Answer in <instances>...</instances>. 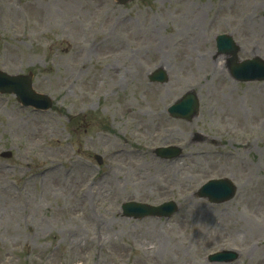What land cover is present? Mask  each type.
Here are the masks:
<instances>
[{
    "label": "rangeland",
    "instance_id": "1",
    "mask_svg": "<svg viewBox=\"0 0 264 264\" xmlns=\"http://www.w3.org/2000/svg\"><path fill=\"white\" fill-rule=\"evenodd\" d=\"M221 34L264 60V0H0V71L51 104L0 93V264H264V82L231 77ZM188 91L196 116H170ZM210 179L235 197L198 198Z\"/></svg>",
    "mask_w": 264,
    "mask_h": 264
},
{
    "label": "water",
    "instance_id": "2",
    "mask_svg": "<svg viewBox=\"0 0 264 264\" xmlns=\"http://www.w3.org/2000/svg\"><path fill=\"white\" fill-rule=\"evenodd\" d=\"M125 2L127 0H119ZM219 53L231 55L229 60V72L234 79L243 82L264 81V61L259 58L237 62V47L231 37L226 35L218 36L216 39ZM151 81L165 82L166 76L163 71L158 70L151 75ZM0 93L14 94L23 106H32L36 109H47L50 107L49 99L37 94L32 89L31 76H9L0 71ZM172 115L182 117L187 120L195 116L198 112V101L193 93L185 94L178 102L169 108ZM179 153L177 148L158 149L160 157H172ZM235 192V187L228 179L211 180L207 182L197 193V197L207 198L211 203H221L230 200ZM123 214L135 219L151 217H169L176 211L173 202L164 203L159 206H150L141 203L129 202L122 205ZM211 261L219 260L231 262L235 259L232 252L215 254L209 257Z\"/></svg>",
    "mask_w": 264,
    "mask_h": 264
},
{
    "label": "bare ground",
    "instance_id": "3",
    "mask_svg": "<svg viewBox=\"0 0 264 264\" xmlns=\"http://www.w3.org/2000/svg\"><path fill=\"white\" fill-rule=\"evenodd\" d=\"M194 7V10H192L190 7L187 9V11L188 12H196V10H198V7L197 6H193ZM199 11H200V8H199ZM202 35V34H201ZM193 38H196V33L193 31ZM211 64H212V67H213V73L215 74V72H216V70H217V67H216V64H217V62L216 63H212L211 62ZM217 65H219V64H217ZM112 67V66H111ZM112 69L113 70H115V71H117V68H115V67H112ZM118 73H120V74H122L123 73V71L122 72H120V71H117ZM111 74H112V77L113 76H115L114 75V73H112V72H110ZM112 80V79H111ZM117 82H118V84H119V81H118V79H117ZM223 82H227V79L225 78V79H223V81L220 83V86L219 87H223ZM115 84V83H114ZM225 90H227V88H224ZM129 103H131L130 101H128V102H126V103H122V108H124L125 110H126V108H127V106L129 105ZM134 118H131V120H133ZM135 123L137 122L136 120L134 121ZM130 123L131 124H134L133 122H131L130 121ZM151 123V122H150ZM158 125V124H157ZM138 127H140V125H138ZM203 140H201V142H202ZM261 230L262 231H264V229L263 228H261ZM221 231V230H220ZM214 235V234H213ZM212 235V236H213ZM207 238V237H206ZM209 241V240H208Z\"/></svg>",
    "mask_w": 264,
    "mask_h": 264
}]
</instances>
